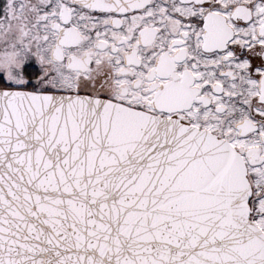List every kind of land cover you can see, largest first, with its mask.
Here are the masks:
<instances>
[{
  "label": "snow or ice",
  "instance_id": "1",
  "mask_svg": "<svg viewBox=\"0 0 264 264\" xmlns=\"http://www.w3.org/2000/svg\"><path fill=\"white\" fill-rule=\"evenodd\" d=\"M0 264H264V0H0Z\"/></svg>",
  "mask_w": 264,
  "mask_h": 264
}]
</instances>
